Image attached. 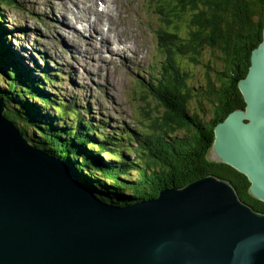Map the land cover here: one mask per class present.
Listing matches in <instances>:
<instances>
[{
    "label": "trees",
    "instance_id": "obj_1",
    "mask_svg": "<svg viewBox=\"0 0 264 264\" xmlns=\"http://www.w3.org/2000/svg\"><path fill=\"white\" fill-rule=\"evenodd\" d=\"M150 3L163 23L164 30L157 33L158 46L172 63L165 70L167 75L154 78L147 87L142 85L141 93L152 97L162 111L152 115L147 110L148 124L144 122L139 134L124 130H116L117 135L102 132L104 124H92L91 118L86 119L88 106L78 105L79 98L66 100L60 95L59 82L49 73V67H32L19 60L2 23L3 8L25 11L15 0H0L3 116L30 147L63 164L72 179L105 204L132 205L158 197L161 190L182 188L211 175L228 181L242 203L264 214V203L248 192L247 178L208 157L215 125L231 112L245 108L238 82L246 77L252 51L263 38L264 0ZM204 50L215 55L216 70L205 66L213 78L205 72L203 86L189 87L188 68L180 71L175 59L200 64L198 58ZM47 59L41 54L42 62ZM33 69L40 76L35 77ZM46 84L56 86L52 94L44 90ZM192 99L197 104L191 111ZM130 152L135 155L132 161L125 154ZM131 173L136 177L129 178Z\"/></svg>",
    "mask_w": 264,
    "mask_h": 264
},
{
    "label": "water",
    "instance_id": "obj_2",
    "mask_svg": "<svg viewBox=\"0 0 264 264\" xmlns=\"http://www.w3.org/2000/svg\"><path fill=\"white\" fill-rule=\"evenodd\" d=\"M238 82L245 108L214 127L209 160L264 203V28ZM0 104V264H264V214L206 176L128 206L101 202L30 147ZM72 174V173H71Z\"/></svg>",
    "mask_w": 264,
    "mask_h": 264
},
{
    "label": "rangeland",
    "instance_id": "obj_3",
    "mask_svg": "<svg viewBox=\"0 0 264 264\" xmlns=\"http://www.w3.org/2000/svg\"><path fill=\"white\" fill-rule=\"evenodd\" d=\"M15 1L25 11L16 7L2 9L3 27L13 52L32 67H49V73L59 82L60 95L66 100L79 98L78 105L88 106L86 119L91 118L92 124H104L102 132L117 135L116 130H124L139 134L144 122L148 124L147 110L152 115L162 111L152 97L141 93L154 78L167 75L165 70L172 63L158 46L157 33L164 30L163 23L154 14L150 0H111L113 4L110 0H93L94 4H90L92 0L83 4L79 0ZM88 14L99 17L100 22L104 18L109 25L95 23L89 32L85 31L87 25L83 23ZM41 54L48 58L45 63ZM198 61L200 64L194 65L186 58L175 59L180 71L188 68L189 87L203 86L205 72L213 78L206 65L216 70L213 52L204 50ZM32 74L40 76L37 69ZM45 87L51 93L56 86ZM196 104L192 99L189 109L195 110ZM125 154L128 161L135 156L132 152ZM104 158L109 160L107 154ZM135 177L131 173L129 178Z\"/></svg>",
    "mask_w": 264,
    "mask_h": 264
},
{
    "label": "bare ground",
    "instance_id": "obj_4",
    "mask_svg": "<svg viewBox=\"0 0 264 264\" xmlns=\"http://www.w3.org/2000/svg\"><path fill=\"white\" fill-rule=\"evenodd\" d=\"M105 1H107L108 3H110V1L109 0H105ZM83 2L84 3H87V1L86 0H79V4H83ZM89 2H91L90 4H94L93 2V0L92 1H89ZM78 4V3H77ZM78 4V5H79ZM111 4H113V2L111 1ZM80 6V5H79ZM111 6V5H110ZM125 18V17H124ZM129 20L130 21H132V16L130 15V18H129ZM104 22L106 23V21H104V18H102V20H101V22H100V20H99V17L96 19L95 17L94 18H92V16L91 15H89L88 14V18L84 21V26L85 25H87V30H85V31H87V32H89V28L92 26V24H95V23H97L99 26H102V24L104 25ZM114 22V21H113ZM107 25H109L108 23H106ZM114 24H115V22H114ZM104 27V26H103ZM108 28H110V27H108ZM115 29V28H114ZM105 33H109V32H106V31H104ZM106 34V37H109L108 35ZM8 45V44H7ZM257 48V47H256ZM16 53V52H15ZM25 53H23V55H24ZM16 55H18L17 53H16ZM24 62L26 61V60H24V59H22ZM13 84V83H12ZM6 114V113H5ZM61 161V160H60ZM96 196V195H95ZM133 205V204H132ZM248 205V204H247Z\"/></svg>",
    "mask_w": 264,
    "mask_h": 264
}]
</instances>
